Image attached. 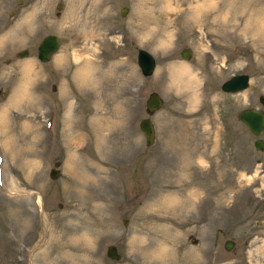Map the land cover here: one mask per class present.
<instances>
[{"label":"rangeland","instance_id":"1","mask_svg":"<svg viewBox=\"0 0 264 264\" xmlns=\"http://www.w3.org/2000/svg\"><path fill=\"white\" fill-rule=\"evenodd\" d=\"M259 94L264 0H0V264H264V129L237 117Z\"/></svg>","mask_w":264,"mask_h":264},{"label":"water","instance_id":"2","mask_svg":"<svg viewBox=\"0 0 264 264\" xmlns=\"http://www.w3.org/2000/svg\"><path fill=\"white\" fill-rule=\"evenodd\" d=\"M124 7L120 9V14H124ZM59 45L58 37L53 33H47L42 36L40 41L36 46V56L40 61H47L50 55L56 51ZM27 53V49H21L18 51V55H24ZM179 54L182 58L188 59L190 56V50L187 47H183ZM136 62L140 68L143 75H148L152 72L154 67V58L146 50L140 48L136 53ZM248 75L245 73H236L231 75L229 78L224 80L220 84V88L224 91H237L244 88L247 85ZM258 101L264 104V94L258 95ZM162 100L160 96L151 92L146 99V112L151 113V111L160 107ZM238 119L246 126L248 131L253 135H258L264 129V112L261 109L254 107H243L237 113ZM139 129L144 135V143L150 145L154 139V128L151 120L148 116L142 117L139 121ZM255 149H262L264 146L263 139L261 137H256L253 142ZM58 164L57 161L54 162V166L50 168L48 175L51 178L56 177L58 170L55 167ZM233 241L231 239H225L223 242V247L229 250L232 247ZM36 245V244H35ZM33 245V247L35 246ZM32 247V248H33ZM31 248V249H32ZM106 255L113 259H118L120 254L117 252L115 245L108 244L105 248Z\"/></svg>","mask_w":264,"mask_h":264},{"label":"bare ground","instance_id":"3","mask_svg":"<svg viewBox=\"0 0 264 264\" xmlns=\"http://www.w3.org/2000/svg\"><path fill=\"white\" fill-rule=\"evenodd\" d=\"M78 5V4H77ZM255 23V22H254ZM260 23V22H259ZM263 29V26H261V23H260V26H259V28L256 30V32L258 33V32H260L261 30ZM262 32V31H261ZM256 34V33H255ZM260 38V37H259ZM85 65V64H84ZM26 68H28V65H26ZM88 68H91V67H88ZM30 69V68H29ZM89 70H92V69H89ZM28 71V70H27ZM84 71H86V70H84ZM88 71V70H87ZM87 71H86V73H87ZM93 71V70H92ZM90 71H88V73H89ZM88 73L86 74V76L88 75ZM82 74V73H81ZM84 76H85V74H83ZM85 76V77H86ZM83 79V78H82ZM15 102H18V101H15ZM67 126V125H66ZM185 165L187 166V164L185 163ZM188 167V166H187ZM182 170H183V172H184V167H182ZM184 176V175H183ZM188 201H190L191 199H192V193L191 192H189L188 193ZM172 199H174L173 201L174 202H180V198H178V199H176V198H167V199H164L162 202H161V204H162V206L161 207H164L165 208V206H170L171 204H172ZM187 200V199H186ZM188 201H186V202H188ZM191 204V203H190ZM159 208V207H158Z\"/></svg>","mask_w":264,"mask_h":264}]
</instances>
